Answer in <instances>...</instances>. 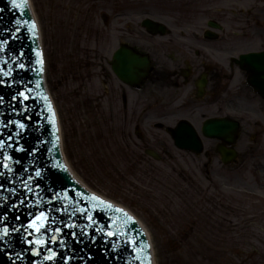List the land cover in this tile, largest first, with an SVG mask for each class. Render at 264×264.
<instances>
[{"label": "rangeland", "instance_id": "1", "mask_svg": "<svg viewBox=\"0 0 264 264\" xmlns=\"http://www.w3.org/2000/svg\"><path fill=\"white\" fill-rule=\"evenodd\" d=\"M33 1L34 8L43 20L47 31L48 27L46 26L48 22L50 23L51 31L49 30V34L52 33L53 45L58 46L60 51L64 49L67 55L85 50L87 52L86 57L84 58L81 55V61L87 65L94 64L93 60H88L92 47L96 46L93 42L89 44L79 43V41H73L72 44L70 42L71 26L69 22L71 21L68 19L69 17L66 18L67 15L64 9L66 6H69L68 10L75 9L77 7L76 2L72 0ZM87 2L90 4L85 15L89 14L86 21L88 26L86 35L88 36L79 33V39L94 36L98 42L96 48L99 50H106V48L114 46L119 34L118 31L125 21H127V24H130V20L139 21L142 18L139 17L140 15H146L144 13H148L153 19L162 21L170 28L171 34L163 41H166L169 46H176L179 42H182L179 38L180 30H188L189 32L195 27L200 28V26L205 25L206 20L211 17L210 15L224 21L225 23L222 22L224 32H228L232 25L229 24L228 19L233 17V9L245 11L246 8L253 5H257L260 9L264 6L261 3L264 0H87ZM129 4L133 5V8L128 9L130 6L127 5ZM83 6L85 7V5ZM90 8L97 10L95 15L91 13ZM118 8L128 9L125 12L128 15L133 14V17L120 18L114 23V32L107 33L102 23L103 15ZM80 9L82 12L86 10L83 7ZM234 16L238 17V15ZM66 23L68 24L66 25ZM103 33L105 36H103ZM189 36L191 37V35ZM74 45H77L78 51L74 50ZM250 49L255 50L252 46ZM52 60L55 62L56 58L53 57ZM53 65L55 69L57 68L54 72V79L57 80V85L60 86L59 91H57L58 96L61 99L63 96L65 102L66 99L68 101V111L65 109L66 115L70 119L71 116L74 120L78 119L82 132L84 129L81 125H84L85 121L82 116L83 110L76 98L78 87L74 88L68 84L66 76L67 69L74 66L68 67L67 64L57 66L54 63ZM58 71L62 74L57 75L56 72ZM87 75L88 77L97 76L93 80H87L85 95L92 96L91 101L95 99V103L100 102L103 103L104 107H107L103 95L99 96L102 90H100L98 68L95 70L93 67ZM64 83L65 88L63 89L61 85ZM80 89L84 92L81 87ZM65 94H67L66 99ZM114 100H116V97H114ZM61 104H63L62 100ZM73 107L75 110L78 109L77 113L73 112ZM116 108L115 118L120 120L115 124L119 129L118 131L123 133V141L128 148V156L136 150L137 139L134 137L133 128L126 123L127 120L123 116L122 109L119 106H116ZM139 109L137 108L135 111L137 112ZM104 113L107 114L108 112L104 110ZM251 115L252 113L248 114V116ZM89 121L87 123L89 129L83 131V135L80 137L81 142L75 148L72 141V132L66 120L65 147L70 154H74L73 151L76 150L78 159L74 162L75 165L72 166L96 191L131 207L152 230L151 234L157 235L158 242L154 245L160 256L158 264H205L204 260L200 261V257H207L210 264H264V202L259 200L258 194L246 191L247 189L262 191L257 168L252 166L242 168L240 166L239 171H235L236 174L234 175L231 169L222 166L219 160H214L211 165L214 173L210 179L202 171L201 166L204 163L201 158L179 154L177 161L168 159L163 162H155L149 159L150 163L155 164V168L164 172L165 177H159L160 179L165 178V184L163 185H159V180L155 178V181L149 178L144 180V173L141 170L136 175L137 181L132 179L121 181L120 178H115L110 172V168L106 166L113 164L122 167L123 162L116 159L120 155V150L116 146V144L119 145V142L115 144L111 139L109 142L100 139L98 137V127L91 120ZM249 131L253 130L247 129V135L243 137L245 139L248 137L249 140L244 139L240 141L241 143L239 142L241 148L246 147V145L250 146L252 141L250 137L255 133ZM162 133L165 137H168L164 132ZM248 133L251 135L250 137ZM114 138L119 140L117 136ZM255 142H260L257 135H255ZM254 150H257V148ZM106 154L110 156V159L105 157ZM85 159L86 161H82ZM129 160L131 161L130 158ZM259 168L262 171V168ZM236 183L237 185L233 186ZM176 188H179L180 191L178 192ZM244 191L246 192L244 193ZM199 201L200 204H198ZM163 205L166 208L165 210H156L157 207ZM195 206L202 209L203 215L195 210ZM204 220L215 222L213 223L215 227L211 223L213 238H209L199 230L195 233L196 228L194 227H200L201 223L199 221L203 222ZM217 223L220 224L219 227ZM206 229L208 228L206 227ZM207 239V244L210 241L212 243L205 250L201 248V245ZM176 242H179V251L175 253L173 249L177 246Z\"/></svg>", "mask_w": 264, "mask_h": 264}, {"label": "flooded vegetation", "instance_id": "2", "mask_svg": "<svg viewBox=\"0 0 264 264\" xmlns=\"http://www.w3.org/2000/svg\"><path fill=\"white\" fill-rule=\"evenodd\" d=\"M245 12L230 19V31L222 38L225 41H210L206 38V32L199 30L189 43L179 42L176 46H169L163 41L166 36L150 35L139 26L121 27L118 31L121 39L118 41L140 54L147 53L151 60L150 73L139 89L124 85L116 77H112L105 67L101 71L105 75L104 83L112 92L113 103L120 104L125 97L124 112L129 123H135V109L142 107L147 112H152L156 105L168 107L172 111L188 112L189 104H194L197 108L188 112L190 117L187 118L190 120L228 116L232 103L220 107L221 93H231L232 88H249L246 74L233 64L231 57L255 39L264 46V14L257 9ZM250 13L252 18H248ZM133 32L137 34L134 35ZM107 62L108 59L105 60ZM168 117L170 116L167 115L166 118ZM262 123L258 121L251 124L261 128ZM157 124L151 123L152 126ZM141 139L144 143L162 145L160 134L141 136Z\"/></svg>", "mask_w": 264, "mask_h": 264}, {"label": "bare ground", "instance_id": "3", "mask_svg": "<svg viewBox=\"0 0 264 264\" xmlns=\"http://www.w3.org/2000/svg\"><path fill=\"white\" fill-rule=\"evenodd\" d=\"M30 1H31V0H30ZM118 19H119V18H118ZM118 19H115L114 22L117 21ZM114 22H113V24H114ZM113 26H115V24H114ZM111 51H112V50L105 51V52H104V57L109 56V54L111 53ZM100 59H102V57H101ZM100 59H99V60H100ZM230 141H231L230 138H225V139H224V142H225V143H230ZM65 158H66V157H65ZM65 162H66L67 164H69L68 161H67V159H65ZM200 203H201V202H199V204H200ZM196 207H197V206H195V208H196ZM202 217H203V216H202ZM200 229H205V228H200ZM150 244H151V247H152L153 249H156L154 243H150ZM153 264H158V263L153 259Z\"/></svg>", "mask_w": 264, "mask_h": 264}, {"label": "water", "instance_id": "4", "mask_svg": "<svg viewBox=\"0 0 264 264\" xmlns=\"http://www.w3.org/2000/svg\"><path fill=\"white\" fill-rule=\"evenodd\" d=\"M150 231H151V233H152V230H150ZM148 236H149V239L151 240L150 243H153V241H154V243L158 242L157 235H152V236H153V239H152V238H151V234L148 232ZM152 240H153V241H152ZM151 250H152V253H153V259L158 263L157 258L159 259L160 256H159V253H158L157 249H153V248L151 247ZM157 254H158V257H157Z\"/></svg>", "mask_w": 264, "mask_h": 264}]
</instances>
